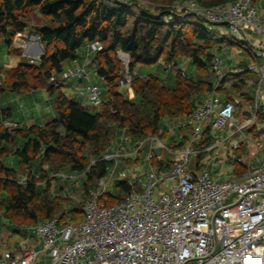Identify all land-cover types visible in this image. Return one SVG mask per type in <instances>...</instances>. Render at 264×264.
I'll return each mask as SVG.
<instances>
[{
    "label": "trees",
    "instance_id": "16d2710c",
    "mask_svg": "<svg viewBox=\"0 0 264 264\" xmlns=\"http://www.w3.org/2000/svg\"><path fill=\"white\" fill-rule=\"evenodd\" d=\"M147 1L150 4L145 7L134 1L120 4L110 0H0V44L5 43L11 52L20 53L12 47L13 38L31 25L45 47L39 61L23 58L10 71L9 87L16 93L44 87L54 97L57 111V117L43 126L8 129L0 122V215L19 223L27 220L29 224L58 216L63 224L67 217L78 222L84 213L83 204L71 211L65 209L66 201L53 196L47 186L39 188L34 177L18 182V170L4 162L5 156H18L21 171L27 166L39 168L42 180L50 172L80 175L85 172L84 201L89 190L96 189L105 176L110 162L103 156L119 132L125 130L141 140L148 136L163 137L168 132L166 117L190 116L197 99L212 90L209 72L214 57L212 49L221 40L231 43V39H220L203 23L190 20L191 13H175L171 17L170 10L177 0ZM199 2L210 7L230 0ZM152 4L159 10L158 14L152 12ZM133 6L138 9L135 16ZM94 42L101 44L93 61L106 85L102 112L84 107L66 96L60 83L51 81L53 73H62L65 63L77 58L81 47ZM119 50L129 55L133 99L121 91L126 67L118 58ZM184 56L197 67L198 75L194 79L185 77L179 69L175 84L170 87L155 73L145 77L135 75L139 65L162 62V66L176 67L177 60ZM8 114L10 109L3 110L4 117ZM19 138H23V145L18 146ZM45 166L48 168L44 169ZM172 167L173 163L167 164L166 169ZM118 188L117 194L106 195V204L121 200L125 193L141 190L124 181Z\"/></svg>",
    "mask_w": 264,
    "mask_h": 264
},
{
    "label": "built area",
    "instance_id": "2783aa9c",
    "mask_svg": "<svg viewBox=\"0 0 264 264\" xmlns=\"http://www.w3.org/2000/svg\"><path fill=\"white\" fill-rule=\"evenodd\" d=\"M110 1L120 4L134 1L145 7L150 4L147 0ZM170 13L171 17L175 13L196 15L208 30L214 24H227L228 34L238 37L236 42L247 45L255 56H264V20L252 0H230L210 7L201 5L199 0H177ZM245 29L253 30L258 39L253 40ZM88 45L96 51L101 48L99 42ZM125 56L129 62V55ZM222 63L221 56L214 55L212 71L218 78L223 75ZM245 71L264 75V63L255 60L230 73L238 75ZM63 72L89 80L84 66ZM51 80L59 84L55 73ZM123 82L130 86L132 78L128 73ZM78 93H87L91 105L100 109L105 103L103 89L97 84L79 87ZM235 110L234 102H222L213 95L197 104L190 119L193 140L201 136L210 121L220 130L249 128L252 119L238 123ZM3 125L8 129L18 126L7 120ZM258 128L264 132V123ZM154 141L157 147L176 157L169 172L160 174L151 168L141 190L125 193L121 200L110 205L105 203L107 182L102 178L83 201L81 221L61 224L59 217L54 216L37 223L36 230L51 257L49 264H264V153L243 175L217 181L208 170L197 172L190 168L189 146L173 150L156 136L146 137L141 145ZM238 147L239 143L234 142L232 148ZM136 149L134 154L141 150L140 144ZM127 155L119 151L105 154L103 159L117 161ZM233 158L241 161L234 155ZM166 180H172L173 184L159 191V185ZM36 258V251L25 247L21 257L5 252L0 264H33Z\"/></svg>",
    "mask_w": 264,
    "mask_h": 264
},
{
    "label": "crops",
    "instance_id": "0c3cea01",
    "mask_svg": "<svg viewBox=\"0 0 264 264\" xmlns=\"http://www.w3.org/2000/svg\"><path fill=\"white\" fill-rule=\"evenodd\" d=\"M255 5L258 9L259 14L262 16L264 20V0H255ZM227 24H214L212 25V29L210 30L220 39H224V37H228L231 39V43L226 40H221V42H227L228 45H240L241 42H236L238 37H233L228 34V29L226 28ZM207 28V25L204 24ZM246 34L252 37L253 40L258 39V35L251 30L245 29ZM89 44V43H88ZM88 44H85L87 47H84L78 51L77 58L75 60H71L65 63L64 70L67 68H76L79 66H84L87 71L89 72V79L91 76L92 71L98 72L97 65L93 61L94 54L96 50H93ZM13 49L19 51L20 53L11 52L10 49L6 46L5 43L0 44V100L3 99V95L6 92L12 91L9 87L11 82L10 71L17 67L22 59H26L29 62H37L40 60L42 54L45 51L44 43L41 41L40 35L37 31L33 29L31 25H29L25 31L17 33L13 38ZM223 46H219V43L213 48V50L217 49L219 51ZM82 50V51H81ZM214 51V55H220L223 59L222 65V76L221 78L216 77V75L212 71V61L209 65V72L212 76L213 88L211 91L206 92L205 95L197 99L196 104L203 102L209 96H219L222 102L232 101L235 103L236 110H235V117L238 123H242L245 119H252V124L249 128L239 131L236 129H216L212 126L211 121L206 124L204 127L202 134L199 138L193 140L192 137V128L190 125L191 115L184 117V118H174L169 119L165 118L164 123L167 128L171 127L170 130L163 137H158L165 145L171 147L173 150H180L184 149L189 146L191 149L190 157H191V164L190 168L194 171L200 172L203 170H208L213 177L217 181H226L221 180L220 177L224 175L225 171H223V166L226 165L230 167L232 172V177L229 179H233L239 177L246 173L250 168L255 166L258 163L259 157L264 153V132L261 131L258 127L260 124L264 123V75L258 72H250L245 71L242 74L234 75L231 74L230 71L236 67H246L252 61H259L264 63V56H255L250 49L247 47L241 49L237 52V54H233L235 57H238L236 61L225 57V53ZM227 53L228 50L226 49ZM245 54H244V53ZM226 55L228 56V54ZM127 54V53H126ZM138 67V66H137ZM135 71V75L139 76H147L145 74L146 67L145 65H139V69ZM166 69L175 68V77L176 72L179 70L178 65L174 67V65H169L165 67ZM63 70V71H64ZM181 70V69H180ZM185 77H192L193 79L197 77L198 70L195 66L196 76H189L181 70ZM129 72L128 67H126V74ZM129 74V73H128ZM56 78L61 85L62 91L65 93L66 96L80 102L83 105V102L86 103L83 105L84 107L88 108L93 112H101V109L91 105L89 102L87 93L80 94L78 93L79 87H85L86 84L90 83L87 80H80L77 78H73L70 76L64 75V72L56 74ZM238 83V84H237ZM170 87H173L175 82L169 81L167 83ZM98 85V84H97ZM127 85L121 86V91L126 92L127 97L129 99L135 98V91L130 86L128 89H124ZM4 89V90H1ZM24 95L29 96V98H36V95L40 96L39 93H43L44 97L51 96L48 90L44 87H40L37 89H30L28 91L22 92ZM17 93V94H22ZM28 98V99H29ZM107 95L105 91H103V99L106 100ZM0 104V122L4 121H12L17 123L19 127L21 126L13 117V113L10 110V114L3 116V110L9 108H3V105L6 102H2ZM57 117V111L55 115L51 119H45L43 121H39L37 124L29 122V124L24 126L27 128L31 125H39L43 126L52 119ZM122 137L121 140L118 139ZM166 137L168 142L166 141ZM249 139H252L250 141ZM144 140V139H142ZM139 138L131 136L122 130L117 134V136L112 141L110 148L105 152V154H115L119 151H125L128 157L125 158V162L132 161L131 164L137 163V160L134 159V151L136 147L139 145L137 141H142ZM234 142L239 143V147L237 149H233L232 145ZM20 144V143H19ZM157 147V142L154 141L149 143L148 150L149 155L147 159L149 160V171L146 173V180L148 179V174L151 168H155L160 174H166L168 169H166L167 164H171L175 160L174 157L166 159L164 156V150L161 149V153L159 155L156 154L154 149ZM153 152V156L150 158V154ZM104 154V155H105ZM9 154L4 157H9ZM173 155V154H172ZM233 155L240 158L241 161L233 160ZM110 165L107 167L106 174L103 177L104 181L107 182V191L110 185H113V178L115 169L118 166L117 161H109ZM114 162V163H113ZM6 163V162H5ZM115 164L116 167L111 172L112 164ZM7 164V163H6ZM9 166V164H7ZM127 165H130L127 163ZM161 165L163 168H161ZM221 167V171L218 172L213 171V167ZM11 167V166H10ZM21 165H19L18 172V182L26 177H34L36 178V184L39 188L49 187L51 193H53L57 189L64 188L69 193L68 187L70 184L73 183V180L80 177L85 176L83 174L77 173H69L65 171L59 172H50L49 176L44 180L41 179V171L37 167H30L27 166L24 170L21 171ZM13 168H15L13 166ZM48 168L47 166L44 169ZM166 169V170H165ZM42 170V169H41ZM27 171V172H26ZM26 172V173H25ZM143 173V172H142ZM141 173V174H142ZM30 174V175H29ZM121 177L124 182L130 183L128 180H125L124 176ZM133 179L136 176L133 175ZM227 179V180H229ZM83 181V182H84ZM120 181V182H122ZM119 182V183H120ZM131 184V183H130ZM145 184V183H144ZM143 184V186H144ZM137 185V182L132 184ZM136 188V186H134ZM142 187V186H141ZM109 193V192H108ZM78 197L79 195H83V189L77 192L76 194ZM74 197V195H72ZM108 199V197H107ZM79 201L72 199V201H68L64 203V208L71 211L75 206H79ZM84 218V213H82L81 221ZM40 220L36 223L29 224L27 220L21 221L19 223L17 221L8 220L9 226H1L0 225V257L5 252H10L15 257H21L23 255V248H28L36 251L37 258L33 264H49L51 262V257L49 255L48 250L44 245V241L42 237L36 230V225ZM71 221L70 217H67L63 224ZM78 221V222H79ZM61 222V221H60Z\"/></svg>",
    "mask_w": 264,
    "mask_h": 264
},
{
    "label": "rangeland",
    "instance_id": "374dc122",
    "mask_svg": "<svg viewBox=\"0 0 264 264\" xmlns=\"http://www.w3.org/2000/svg\"><path fill=\"white\" fill-rule=\"evenodd\" d=\"M150 8H151L153 13H155V14L159 13V10L156 8V6L154 4H152ZM132 11H133L132 14L135 16L136 13L138 12V9L136 8V6L132 7ZM189 19L193 20V21H199L202 23V21L199 19V17H197L196 15H193V14L190 15ZM226 28L227 29L229 28L228 25H226ZM220 45L223 47L219 51H217V49H215V50L212 49V52H214V51L223 52V53H225V57H228L234 61H236V59L238 57H235L233 54H235V53L237 54V52L240 50V48L243 49V48L247 47V45H244V43H240V45L230 46L225 41L220 42L219 46ZM84 47H87V46L84 45L80 49H82ZM226 49L228 50V53H227ZM226 53L228 54V56L226 55ZM125 54H124V52H121L119 50L118 51V58L122 62L123 67H128V60L125 59V57H126ZM177 61H178V68L179 69L184 70V72H186V74H188L189 76H196L195 75L196 74L195 64L193 63V61L190 58L184 56V57H181L180 59H178ZM161 63L162 62H160L159 64L145 65V67H146V70H145L146 73L145 74H149L150 72H152V73H155L156 75H158L166 83H169V81H173V83H174L175 82V71H176V69L175 68L166 69L165 67H167V65L162 66ZM137 69L140 70L139 66L137 67ZM51 81H53V80H51ZM87 82L98 84V86H100L103 89V91L106 92V85H105L104 79L97 72L92 71L90 79ZM124 87H125L124 89H128V87H130V86H124ZM124 93L127 96L126 92H124ZM39 94H40V96H38V94H37L36 98L32 99V98H29V96L24 95L23 93L17 94L16 92H13V91L6 92L5 94H2L3 99L0 100V104L2 105L3 104L2 102H6V104L3 105V108H9L11 110V112L13 113L14 119L21 126H23L22 128H24V126L25 125L27 126L30 121H31V123L37 124L40 120L43 121L45 119H51L55 115L56 108H55L54 97L48 96L46 98L43 96V93L42 94L39 93ZM85 104L86 103L83 102V105H85ZM170 128L171 127H169L168 129L170 130ZM167 138L168 137H166V141L168 142L169 139H167ZM121 139H122V137H119L118 142ZM17 142H18V144L20 143L18 146L23 145V142H24L23 138H19V140ZM137 142L141 146V150L139 152H135V154H133L134 157H136L134 159L137 160V163H135L133 165V164H131L132 161L125 162V158H123V156L118 158V166L115 169L114 178H113V185H110L107 192H109L111 194H117L118 193V191H119L118 185H119V182L123 180L121 178V177H123L122 176L123 174H125V176H124L125 180H128L131 184L135 183V181L137 182V185H134V186H136V189L139 190L143 187V184L145 183V180H146V173L149 171V165H150L149 160L147 159V157L149 155V153H148L149 152V150H148L149 142H145L142 145H141L142 141H137ZM180 150H182V149H180ZM172 154L173 153L169 152L167 149L164 150V156L166 159L174 157V154L173 155ZM5 162L7 164H9V166H11V167L14 166L15 169L19 170L20 161H19L18 156L10 155L9 157L5 158ZM127 163L130 165H127ZM111 166H112V168H111V172H112L113 169L116 167V165L112 164ZM221 167L222 166L213 167L214 168L213 171L214 172H218V170L221 171L222 170ZM223 171H225V173H224V175H222V177H220L221 180H227L233 176L229 165L228 166L226 165V167L223 166ZM133 175L136 176L135 179L132 178ZM28 178H30V177L28 176ZM30 179H32V178H30ZM43 180L45 182L48 179H46V180L43 179ZM83 181H84V177L83 178L78 177V178L73 180V183L70 184L68 187L69 193L71 195H69L67 190H65L64 188L55 190L52 193V195L56 196V197H62L66 202H68V201L71 202L72 199H74L76 201V199H77V201H79L80 204H83V201H82L83 195H79V197L76 195L77 192H79L80 190L83 189V183H84ZM172 184H173L172 180L163 181L162 184L159 185V191L160 190L161 191L167 190ZM72 195H74V197H72ZM8 220H9L8 217L3 216L2 214L0 215V225L1 226H4V227H5V225L9 226ZM189 264H196V263L193 262V263H189Z\"/></svg>",
    "mask_w": 264,
    "mask_h": 264
},
{
    "label": "water",
    "instance_id": "95a60500",
    "mask_svg": "<svg viewBox=\"0 0 264 264\" xmlns=\"http://www.w3.org/2000/svg\"><path fill=\"white\" fill-rule=\"evenodd\" d=\"M154 151L156 152L157 155H159L161 153V148L160 147H156L154 149Z\"/></svg>",
    "mask_w": 264,
    "mask_h": 264
}]
</instances>
